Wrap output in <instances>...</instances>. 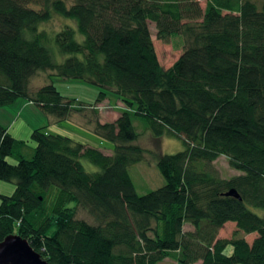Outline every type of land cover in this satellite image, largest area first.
Here are the masks:
<instances>
[{"label":"trees","instance_id":"trees-1","mask_svg":"<svg viewBox=\"0 0 264 264\" xmlns=\"http://www.w3.org/2000/svg\"><path fill=\"white\" fill-rule=\"evenodd\" d=\"M55 16L73 23L43 27ZM150 22L159 39L185 37L168 68ZM46 71L97 86L96 101L69 99L53 82L31 90ZM109 94L126 107L95 126L111 154L40 127L25 158L26 141L0 124V179L16 181L0 195V242L18 234L49 264H264V214L254 210H264V0H0V107L24 97L61 121ZM133 114L184 149L135 144ZM147 154L165 184L139 194L129 167ZM220 156L239 173L223 177ZM83 158L99 170L87 171ZM79 207L96 222L77 218ZM227 222L235 236L219 238Z\"/></svg>","mask_w":264,"mask_h":264},{"label":"rangeland","instance_id":"rangeland-1","mask_svg":"<svg viewBox=\"0 0 264 264\" xmlns=\"http://www.w3.org/2000/svg\"><path fill=\"white\" fill-rule=\"evenodd\" d=\"M70 3V2H69ZM204 6L205 3L202 2ZM66 23H73L72 20L63 18L62 16H55L53 20L44 24L43 27L53 30H58L62 25ZM150 29L152 32V38L154 41V45L157 51V55L159 58L160 63L164 68L170 67L177 58L181 55L184 46H185V37L181 34H173L168 40L159 39L156 36V27L155 24L150 22ZM51 49L55 53L56 59L58 61H62L65 56L61 55L56 45L53 43L51 44ZM50 73H54L53 71H46L41 72L38 76H36L31 82V90H37L41 86L53 82L58 90L68 97L69 99H80L87 103H94L96 101L97 95L99 93V88L95 85L89 84L87 82L75 79H68L62 78L55 74L49 76ZM24 97L18 98L13 104L7 106H1L3 108L9 107L8 109L12 108L15 103L19 99ZM27 99V98H25ZM109 101H106L99 106L96 105V110L99 112L104 113V115H108V117L115 116V111H122L126 109L125 105L122 106L118 104V99L116 95L109 94ZM36 105V104H35ZM39 109H41L38 105H36ZM42 111V110H41ZM44 113V112H42ZM45 114V118L47 119ZM133 125L136 131L139 133V138L134 142L135 144L149 148L161 154H174L184 149V143L181 138L176 136H170L165 134L160 137H156L152 130L150 129V124L148 120L144 117L134 115L132 116ZM28 123V121L24 120L22 117L16 127L14 128L15 132L18 133V138L24 139L26 141L25 145L20 148V153L25 158H31L34 152V147L36 145L35 141L32 139V130L27 131L23 129L24 125ZM20 124L21 125L20 127ZM39 125L41 123H38ZM52 124V123H51ZM38 125V126H39ZM77 127V128H76ZM49 130L53 132H60L61 134H72L80 138L82 142L86 141L90 143V146L103 150L106 153L113 152V145L111 142L99 138L97 135H93L90 132L80 130V127L75 126L72 122H65L60 125H49ZM29 130V129H28ZM12 132V131H11ZM13 133V132H12ZM12 163H16L18 159L15 156L7 157ZM82 163L84 164L87 171L94 172L98 171L99 167L87 159L83 158ZM214 165L220 171L223 177H230L234 174L239 173L235 169L231 168L228 162L227 157L220 156L214 161ZM130 174L133 178L136 190L139 194H145L151 190L157 189L165 184V179L162 176L160 170L157 167V163L155 158L151 154H147L145 159L142 161L132 164L129 167ZM16 189V181H7L0 179V195H12ZM1 201V197H0ZM73 206V204H71ZM256 212L259 214H264V210L259 208H254ZM77 218L84 219L90 223H95V218L92 216L86 209L79 207L77 209ZM193 229L191 225L185 224L184 230ZM236 224L234 222H227L223 228L219 230L218 237L219 238H232L235 236L236 231ZM236 236H245V238L252 242L253 239L256 237L255 233L251 234H243L241 231L237 232ZM232 246L227 248V253H231ZM158 264H178L173 258H165ZM194 264H201V261L194 263Z\"/></svg>","mask_w":264,"mask_h":264},{"label":"crops","instance_id":"crops-1","mask_svg":"<svg viewBox=\"0 0 264 264\" xmlns=\"http://www.w3.org/2000/svg\"><path fill=\"white\" fill-rule=\"evenodd\" d=\"M108 98H109V95L102 102H98L96 104L99 106L100 104L106 101L110 102ZM118 104H121L122 106H124V103L120 101L119 99H118ZM8 108L0 107V124L3 127H5L11 135H13L15 138L19 140H24V139L18 138L17 136L18 133L15 132L14 128L16 127V125L18 124V121L22 117H24V120L28 121L27 124L24 123L25 126L23 127V129L24 130L27 129V131L29 132L30 130H32L33 132L34 129L45 127V130L47 132L60 133V132H53L49 130L48 128L49 125H54V124L60 125L65 122H72V124L74 123L75 126L80 127V130L87 131L88 133L90 132L93 135H97L95 132V126L97 122H100L102 124L106 122H114L115 120H117V118L120 116V113L122 112V111H115V116L109 118L108 115H104V113L99 112L97 110L85 109L80 112H72L69 115H67L65 119L58 121L57 118L52 115H46L47 119H44L45 113H42L43 111H41V109L36 107L35 103H33L29 99H25V98L19 99L17 103L13 105L12 108L10 109ZM38 123H41V124L39 125ZM21 125L23 124H20V127ZM64 135H68L72 137L74 140L78 142H82V140H79L80 138H78L75 135H72V134H64ZM98 137L101 138L100 136ZM82 143L90 146L89 142L84 141ZM108 154H111V153H108Z\"/></svg>","mask_w":264,"mask_h":264},{"label":"water","instance_id":"water-1","mask_svg":"<svg viewBox=\"0 0 264 264\" xmlns=\"http://www.w3.org/2000/svg\"><path fill=\"white\" fill-rule=\"evenodd\" d=\"M226 195L241 199L235 189L229 190ZM0 264H49L37 252L26 238L18 234L7 236L0 242ZM76 264V263H70Z\"/></svg>","mask_w":264,"mask_h":264}]
</instances>
